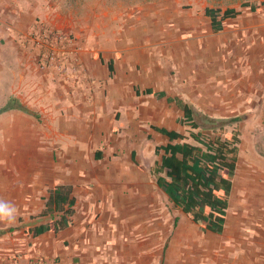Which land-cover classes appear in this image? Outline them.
<instances>
[{"label":"rangeland","instance_id":"obj_1","mask_svg":"<svg viewBox=\"0 0 264 264\" xmlns=\"http://www.w3.org/2000/svg\"><path fill=\"white\" fill-rule=\"evenodd\" d=\"M244 1L264 0H0V22H10L14 11L24 10L32 17L30 30L39 23L52 25L47 15H62L63 22L71 24L58 28L67 37V60L46 67L58 70L73 85L72 91H62L61 110L67 122L58 129L62 139L56 150L63 163L69 157L76 164L92 160L96 176L91 187L98 174L115 162L128 159L144 170L149 168L161 158L155 152L161 140L152 127L179 128L165 120L172 105L164 106L152 96L136 97L133 84L124 90L126 107H115L119 103L111 99L107 84L111 57V76H117L115 70H164V77L175 79L174 83L163 82L169 93L199 100L202 110L211 116L241 117L229 128L240 131L241 141L233 180L238 185L236 191L233 185L223 233L203 230L174 207L150 176L152 187L143 188L141 198L128 197L136 202L137 211L129 203L128 209L132 208L124 219H103L98 228L97 218L90 222V263L234 264L230 236L237 225L233 218L242 216L247 222L248 216L252 220L264 216L263 204L254 200L261 198L264 187V7L256 12L243 8L237 17L226 19L218 32L204 13L206 7L224 10ZM150 6L154 7V21H136L135 16ZM88 14L93 20L99 18L90 28L85 20ZM71 17L78 19L74 25ZM71 51L77 52V59ZM83 54L89 57L87 62ZM85 70L94 71L85 74ZM199 70L206 86L200 96L187 81L190 76L198 78ZM150 84L154 86V81ZM173 106L176 116L178 110ZM134 108L141 114L135 119ZM156 115L163 120H156ZM76 136L77 145L73 143ZM71 147H77L76 152L68 153ZM125 185L126 192L133 191L128 180ZM8 256L0 251V260Z\"/></svg>","mask_w":264,"mask_h":264},{"label":"crops","instance_id":"obj_2","mask_svg":"<svg viewBox=\"0 0 264 264\" xmlns=\"http://www.w3.org/2000/svg\"><path fill=\"white\" fill-rule=\"evenodd\" d=\"M244 2L233 8L243 10ZM23 11H14L10 22H0V108H5L0 111V200L16 209L13 222L0 220V251L5 256H16L9 259L12 262L18 260L20 263H27L36 256H44L57 260L59 264H92L89 262L92 258L90 222L97 218L98 223L95 224L98 228L103 225V219H124L132 207L137 211L139 207L136 202H131L129 198L135 195L141 198L143 188L152 187L149 177H154L151 167L157 160L146 170L141 164L128 159L124 163L115 162L98 174L92 187L90 184L95 181L96 176L92 160L90 163L76 164L73 163L74 159L69 157L66 163L60 162L56 149L61 146L62 135L58 131L62 129V122H67L61 110L62 91H72L73 85L72 81H64L58 70H48L39 65L37 49L31 43L24 42L32 25V17L29 12ZM63 18L62 15L58 17L47 15L48 21L54 27L60 29L70 27V22H63ZM98 19L94 17L93 20L88 14L85 18L88 28L94 26L95 20ZM70 20L72 24L78 21L75 17H71ZM135 20L152 23L154 7L144 8V12L138 13ZM83 56L87 62L89 57L85 54ZM112 59L111 57L110 61H113ZM5 68L8 70H2ZM89 71L93 73L94 70H85V74ZM115 71L117 76H113L114 70H108L107 78L110 79L107 82L110 97L119 103L115 107H126L124 90L133 84L136 97L152 96L156 100H162L164 106L172 105L170 111L166 113L165 120L179 128L153 126L155 133L158 134L156 137L161 140L159 145L167 144L168 138L157 131L156 127L176 130L188 136L185 141L194 143L190 137L192 130L190 126L180 123L184 112L174 102H168L167 98L180 97L198 111L206 113L202 110L199 100L191 101L169 93L168 86L163 87V82L170 80L174 83L175 79L164 77V70ZM104 73L106 71L102 70V74ZM201 73L199 70L198 78L190 76L187 80L189 87L197 90L199 96L200 92L206 89L205 82H201L200 79ZM153 74L154 77L151 76ZM151 81H154V86L150 84ZM148 88H152L154 92L163 91L166 95L158 98L155 94H145L144 91ZM173 105L178 110L176 116ZM67 116L69 115L65 117ZM90 116L94 117L93 113H90ZM133 116L134 119L141 116L140 113L137 114L136 108L133 110ZM156 117V120H163L159 115ZM49 122L56 125L48 126ZM57 123H60L59 128ZM68 135L70 138L73 137V134ZM73 143L79 144L77 136ZM70 149L68 153L72 154L76 152L77 147ZM134 153L133 151L132 155ZM126 180L132 185L133 191L126 192ZM235 183L236 181L234 190L238 185ZM58 185H68L72 188L71 196L76 201L74 222L62 230H47L35 236L28 230L33 231L40 225L48 224L58 215L56 211L46 213L47 201ZM262 189L261 198L254 200L263 204L264 208L263 186ZM129 203H132V207L128 209ZM262 207L258 206L259 209ZM247 219L246 222L242 216L233 218V223L237 225L230 236L233 262L264 264V216L255 218L256 220L249 219L248 216ZM244 224L247 232L243 230Z\"/></svg>","mask_w":264,"mask_h":264},{"label":"trees","instance_id":"obj_3","mask_svg":"<svg viewBox=\"0 0 264 264\" xmlns=\"http://www.w3.org/2000/svg\"><path fill=\"white\" fill-rule=\"evenodd\" d=\"M242 7L256 12L264 7V1H246ZM241 12L233 7L205 9L216 32L224 28L226 19L237 17ZM113 65L110 61L111 70ZM144 93L155 94L158 98L166 95L163 91L154 92L152 88ZM167 100L184 112L180 123L190 126L194 143L185 141L188 136L176 130L156 127L168 138V143L155 146V152L161 158L151 167V172L175 208L181 209L203 230L221 234L227 223L241 141L240 131L229 128L241 121V117H214L198 111L180 97L169 96ZM71 192V186L58 185L51 193L46 209V213L56 211L57 217L28 231L38 236L47 230L59 231L71 226L76 202Z\"/></svg>","mask_w":264,"mask_h":264},{"label":"built area","instance_id":"obj_4","mask_svg":"<svg viewBox=\"0 0 264 264\" xmlns=\"http://www.w3.org/2000/svg\"><path fill=\"white\" fill-rule=\"evenodd\" d=\"M27 41L36 48L38 63L42 67H48L54 64L63 63L67 60L65 42L67 37L60 29L55 28L52 25L46 23H39L33 26L32 30L25 36L24 42ZM74 56L73 59H77V52L71 51ZM8 256V255H7ZM16 256L4 257L0 260V264H59L55 259H51L44 256H36L30 259L27 263H20L18 260L9 261Z\"/></svg>","mask_w":264,"mask_h":264},{"label":"clouds","instance_id":"obj_5","mask_svg":"<svg viewBox=\"0 0 264 264\" xmlns=\"http://www.w3.org/2000/svg\"><path fill=\"white\" fill-rule=\"evenodd\" d=\"M15 213V207L3 200H0V220H7L11 223L15 219Z\"/></svg>","mask_w":264,"mask_h":264}]
</instances>
